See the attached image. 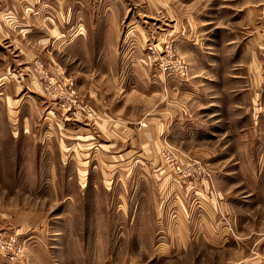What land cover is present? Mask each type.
<instances>
[{
  "label": "rangeland",
  "instance_id": "1",
  "mask_svg": "<svg viewBox=\"0 0 264 264\" xmlns=\"http://www.w3.org/2000/svg\"><path fill=\"white\" fill-rule=\"evenodd\" d=\"M0 264H264V0H0Z\"/></svg>",
  "mask_w": 264,
  "mask_h": 264
},
{
  "label": "built area",
  "instance_id": "2",
  "mask_svg": "<svg viewBox=\"0 0 264 264\" xmlns=\"http://www.w3.org/2000/svg\"><path fill=\"white\" fill-rule=\"evenodd\" d=\"M39 66L43 68L42 64ZM42 86L43 91L58 105L66 121H78L84 115L90 117L91 110L81 101L79 90L72 78L57 75L55 79L46 80ZM16 242L13 238L12 244L16 245Z\"/></svg>",
  "mask_w": 264,
  "mask_h": 264
},
{
  "label": "crops",
  "instance_id": "3",
  "mask_svg": "<svg viewBox=\"0 0 264 264\" xmlns=\"http://www.w3.org/2000/svg\"><path fill=\"white\" fill-rule=\"evenodd\" d=\"M9 100L11 102H13V100L11 98H9ZM98 112H99V115L100 116H103L102 115V112L100 110ZM165 115L166 114L164 113V117H163L164 123H161L160 120L158 119V118H161V117H157L155 115H153V119L150 120V121L153 122L152 125H151V128L148 131V134H149L148 136L149 137L147 138V140L150 143H155L156 140L159 137V134H157V125H160L161 124L160 127H162V128H165V126L167 125L166 124V122H167L166 121L167 120V116H165ZM99 121L100 122H98L94 126L83 124V127H84L83 128L84 129V132H83V136L84 137L83 138L86 141L92 143L93 140H96V141L98 139L101 140V138L104 139V138L108 137L109 135L114 134L112 132L113 130H110V127L111 126L114 128V132L116 133L115 134L116 136H118V137L120 136L121 138L124 137L125 134H126V137L131 136L132 137V143H134V137H135V135H139V134H136V132L133 130L134 129L133 127H130V128L127 127V126H133V124L136 123L134 121V118L133 117H132L131 120H129V119L124 120L122 118H119V119H116L114 121V123H112V119H108V116H107L105 118H102ZM72 126L75 129H73V130H70L69 129V130H67V132L69 134H74V135L80 134L79 129H77V128H79L78 127L79 125H77V124L74 123ZM58 127H61V125L59 123H58ZM24 128H26V124H24ZM78 137H75V139H77ZM89 147H91V145Z\"/></svg>",
  "mask_w": 264,
  "mask_h": 264
}]
</instances>
